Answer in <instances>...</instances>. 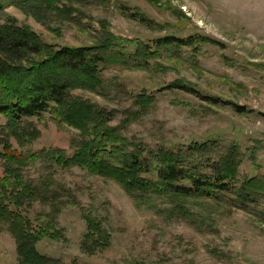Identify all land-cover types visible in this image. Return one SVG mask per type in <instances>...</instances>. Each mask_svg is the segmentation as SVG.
Instances as JSON below:
<instances>
[{"label":"rangeland","instance_id":"374dc122","mask_svg":"<svg viewBox=\"0 0 264 264\" xmlns=\"http://www.w3.org/2000/svg\"><path fill=\"white\" fill-rule=\"evenodd\" d=\"M12 21L49 47L107 46L99 83L70 94L110 114L108 127L128 151L210 145L194 158L226 157L236 165L237 189L257 182L248 188L264 192V0H47L39 14L12 5L0 13L1 24ZM170 38L192 45L160 49ZM145 48L158 54L146 58ZM53 115L13 128L0 121L1 145L41 155L22 164L0 158V179L12 182L18 168L23 186L41 187L33 202L1 200L31 238L23 252L17 225L0 217V264H264V195L238 205L141 196L85 168L54 167L45 153L71 158L82 139ZM87 218L102 223L108 247L86 240Z\"/></svg>","mask_w":264,"mask_h":264},{"label":"trees","instance_id":"16d2710c","mask_svg":"<svg viewBox=\"0 0 264 264\" xmlns=\"http://www.w3.org/2000/svg\"><path fill=\"white\" fill-rule=\"evenodd\" d=\"M45 1L0 0V13L12 5L24 9L29 7L39 14ZM11 23H0V121L6 119L10 128L20 127L25 120L40 118L50 112L60 124L79 131L82 141L76 144L71 158L58 151L45 153V159L54 167L79 166L103 174L141 196L202 197L218 201L229 198L238 205L264 195V192H253L248 188L254 185L257 188V182H247L242 189H237L236 165L232 160L223 157L219 161L212 159L207 162L194 158L197 151H206L210 145H196L188 151L159 155L135 153L131 147L128 151V144L119 136L118 130L108 127L110 114L70 94L75 89H91L99 83L107 62V46L57 49L43 45L27 26L18 28L15 22ZM159 43L160 49L172 44L192 45L174 38ZM142 50L146 58H154L158 54L151 53L148 48ZM135 56L138 57L139 53ZM175 88L187 90L183 86ZM15 134L23 135L17 130ZM33 135L38 137L39 133L34 132ZM39 156L33 153L26 158L13 150L11 143L0 144V158L6 162H36ZM20 174L16 168L9 174L13 176L12 182H9V175L0 179V217L11 219L17 225L18 240L21 236L26 239L22 243V251L25 252L26 242L31 236L25 234L16 212H10V203L1 202L6 197H14L16 206L30 201V198L33 202L41 187L28 189L23 186L27 181L17 180L23 178ZM4 183L9 187L6 188ZM87 225V241L92 239L102 248L110 245L111 237L103 230L101 222L87 218Z\"/></svg>","mask_w":264,"mask_h":264}]
</instances>
